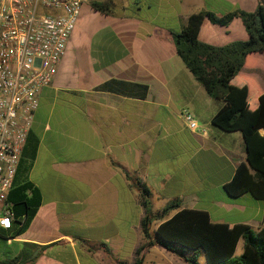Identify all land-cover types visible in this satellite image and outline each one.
Here are the masks:
<instances>
[{"label":"crops","instance_id":"0c3cea01","mask_svg":"<svg viewBox=\"0 0 264 264\" xmlns=\"http://www.w3.org/2000/svg\"><path fill=\"white\" fill-rule=\"evenodd\" d=\"M91 1L101 0L82 3L52 81L39 90L29 127L36 147L27 179L40 203L22 232L0 234L5 244L14 243L9 251L0 248V260L29 243L38 246L30 264L131 263L142 242L143 209L124 170L147 186L149 203L157 201L153 211L176 199L179 208L205 211L211 222L243 223L257 231L264 225L263 201L248 192L233 197L224 189L245 162L241 133L211 123L222 103L185 68L170 32L193 12L254 11L264 8V0H111L108 14L93 9ZM197 38L222 45L244 40L247 33L238 17L226 25L203 18ZM236 77L256 95L264 92V52L247 54ZM109 79L146 85V94L96 88ZM182 109L204 132L186 126ZM149 163L150 186L144 175ZM129 235L134 239L125 255ZM142 264L189 263L154 244L144 250Z\"/></svg>","mask_w":264,"mask_h":264},{"label":"trees","instance_id":"16d2710c","mask_svg":"<svg viewBox=\"0 0 264 264\" xmlns=\"http://www.w3.org/2000/svg\"><path fill=\"white\" fill-rule=\"evenodd\" d=\"M90 5L106 14L114 8L111 0L91 1ZM233 17L240 19L247 33L246 39L213 45L197 38L203 18L211 23L226 25ZM170 33L175 53L185 68L208 96L222 103L211 117V123L223 131L238 130L241 133L245 162L236 166L232 178L224 184L226 193L235 197L248 192L262 200L264 216V133H259V129L264 131V92L256 95L236 77L247 54L264 52V8L258 5L254 11L235 9L221 16L199 10L189 14L181 27ZM96 88L139 98L145 96L147 89L143 84L115 79H109ZM35 147L36 139L31 137L28 129L8 192L15 221L9 230H0L4 237L6 234L14 237L22 232L40 203L38 189L27 179ZM124 177L139 190V203L143 209L139 219L142 242L134 248L131 263L119 264H142L144 250L154 244L177 254L189 264H198L197 252L203 255L205 264H264V225L254 231L243 223L228 227L226 223L211 222L205 211L179 208L176 199L152 211L147 186L125 170ZM172 210L175 211L168 216ZM153 220L158 223L150 236V223ZM238 239L242 240V248L236 255L234 249ZM37 247L23 243L17 254L0 260V264H30L35 257L31 253ZM176 249L189 250L192 255L183 256Z\"/></svg>","mask_w":264,"mask_h":264},{"label":"built area","instance_id":"2783aa9c","mask_svg":"<svg viewBox=\"0 0 264 264\" xmlns=\"http://www.w3.org/2000/svg\"><path fill=\"white\" fill-rule=\"evenodd\" d=\"M84 1L0 0V230L15 221L8 192L39 90L52 81ZM180 116L204 132L189 112Z\"/></svg>","mask_w":264,"mask_h":264},{"label":"rangeland","instance_id":"374dc122","mask_svg":"<svg viewBox=\"0 0 264 264\" xmlns=\"http://www.w3.org/2000/svg\"><path fill=\"white\" fill-rule=\"evenodd\" d=\"M144 175H145V181H146V184L148 185V186H150V163H149V167H146V169H145V173H144ZM136 176V175H135ZM157 201H153V205L152 204H150V208H151V210L153 211L154 210V208H157L156 206H157V203H156ZM135 222V219H134V217L132 216V214H130L129 216H128V218H127V223H129V224H132V223H134ZM153 222H154V220L150 223V230H149V235L150 236H152L153 235V230H152V228H153ZM155 222H157V221H155ZM129 239L127 240L128 242H127V244H125V247L123 248V251H124V254L126 255V253H127V248H128V243L132 240L133 241V239H134V236L133 235H129V237H128ZM13 245H14V243H12V244H5L4 243V241L3 240H0V248L3 250V251H9V250H11V248L13 247ZM174 248H175V246H174ZM240 248H241V241L240 242H238V244H237V246H236V253L235 254H238L239 253V251H240ZM177 250V252L178 253H180L181 255H183V256H186V257H189V256H191L192 255V252L191 251H189V250H181V249H176ZM195 256H196V262L198 263V264H205L204 263V258H203V255L200 253V252H197L196 254H195Z\"/></svg>","mask_w":264,"mask_h":264},{"label":"water","instance_id":"95a60500","mask_svg":"<svg viewBox=\"0 0 264 264\" xmlns=\"http://www.w3.org/2000/svg\"><path fill=\"white\" fill-rule=\"evenodd\" d=\"M35 254V252L32 253V255Z\"/></svg>","mask_w":264,"mask_h":264}]
</instances>
